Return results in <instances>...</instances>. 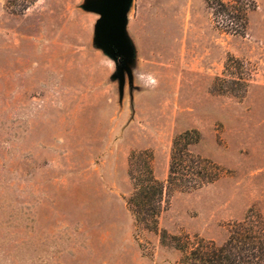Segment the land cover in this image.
Masks as SVG:
<instances>
[{
    "label": "rangeland",
    "instance_id": "obj_1",
    "mask_svg": "<svg viewBox=\"0 0 264 264\" xmlns=\"http://www.w3.org/2000/svg\"><path fill=\"white\" fill-rule=\"evenodd\" d=\"M86 1L0 0V264H179L164 230L219 244L264 220V0L232 32L207 0H131L122 86ZM191 129L221 176L136 228L131 154L165 182Z\"/></svg>",
    "mask_w": 264,
    "mask_h": 264
},
{
    "label": "trees",
    "instance_id": "obj_2",
    "mask_svg": "<svg viewBox=\"0 0 264 264\" xmlns=\"http://www.w3.org/2000/svg\"><path fill=\"white\" fill-rule=\"evenodd\" d=\"M207 2L216 7L215 12L224 19V30L238 31L234 28L238 19H242L244 29L246 11L239 0ZM229 59L232 58H228V62ZM199 138L195 129L186 130L173 138L165 182L154 176L150 165L151 154H131L128 175L132 190L126 203L136 228L156 231L158 217L166 209L172 193L198 190L221 176L219 165L190 150L189 147L196 144ZM160 240L180 253L179 264H264V220L259 214H250L241 221L228 224L227 237L219 244L198 236L191 238L187 234L169 235L165 230Z\"/></svg>",
    "mask_w": 264,
    "mask_h": 264
},
{
    "label": "water",
    "instance_id": "obj_3",
    "mask_svg": "<svg viewBox=\"0 0 264 264\" xmlns=\"http://www.w3.org/2000/svg\"><path fill=\"white\" fill-rule=\"evenodd\" d=\"M130 3L131 0H87L85 4V9L100 16L95 24L94 38L104 53L115 62V75L121 86L124 82L123 67L130 73L126 64L132 52L126 35V14Z\"/></svg>",
    "mask_w": 264,
    "mask_h": 264
}]
</instances>
